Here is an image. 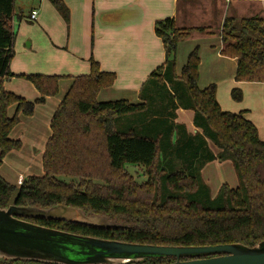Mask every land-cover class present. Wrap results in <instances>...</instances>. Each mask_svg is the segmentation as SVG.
I'll return each instance as SVG.
<instances>
[{
  "label": "trees",
  "instance_id": "1",
  "mask_svg": "<svg viewBox=\"0 0 264 264\" xmlns=\"http://www.w3.org/2000/svg\"><path fill=\"white\" fill-rule=\"evenodd\" d=\"M48 1L67 20L62 1ZM13 17L14 0H0V166L8 153L21 148L19 140L10 139L19 117H31L36 105L58 93L59 80L64 79L10 73ZM154 32L163 44L165 62L141 87L140 103L97 101V95L113 85L115 75L101 72L91 62L89 74L72 78L51 118V136L41 160L43 176L27 177L18 187L0 176V209L10 205L39 209L63 205L86 215L97 214L119 227L25 221L106 241L167 247H254L264 241V142L243 113L221 110L214 85L199 89L197 48L189 53L179 77L175 75L178 42L194 32L205 34L206 28L179 29L175 20L166 19L155 23ZM219 37L221 56L236 61L234 81L264 84V18L227 17ZM14 77L29 82L39 97L29 102L5 91L3 83ZM166 83L174 84V91ZM230 94L234 102L242 100L239 89ZM179 107L193 113L195 134L175 122ZM10 108H14L12 116L8 115ZM142 113L152 118L142 131L145 136L131 129H116V118L126 121ZM209 145L216 149V155ZM212 161L231 162L237 179L236 188L222 185L213 198L201 177L203 167ZM127 164L142 169L145 182L136 181L125 170ZM192 194H202L207 205L191 199ZM171 260L146 259L138 264Z\"/></svg>",
  "mask_w": 264,
  "mask_h": 264
},
{
  "label": "crops",
  "instance_id": "2",
  "mask_svg": "<svg viewBox=\"0 0 264 264\" xmlns=\"http://www.w3.org/2000/svg\"><path fill=\"white\" fill-rule=\"evenodd\" d=\"M30 1L31 7L26 16L22 14L21 9H19V16H16L14 11L12 25L14 31L15 23H17V32L14 39V57L9 65L10 73L15 76L36 74L58 76L64 79L59 80L58 93L53 97L46 98L43 106H35L31 117H19L20 122L11 131L10 139L19 140L21 146L23 142L20 138L21 129L26 127L29 130L30 123L37 118L41 109L46 110L41 120L45 121L46 127L50 130L51 118L71 86L72 78L89 74L91 62L96 63L101 72L115 75L113 85L101 91L97 101L126 100L132 104L140 103L141 87L147 82L149 76L165 62L163 44L154 32L156 22L173 19L177 28L188 29L185 28L186 19L189 18L186 16L194 8L201 6H208L214 12L216 11L217 19L220 18V26L218 25L220 29L223 20L227 17L233 16L240 19L237 9H235L236 0H61L68 11L67 20L62 18L48 0ZM244 1L255 3L254 16L258 15L264 18V0ZM15 3L16 0H14V7ZM32 11L37 12L35 21L29 20ZM16 17L17 20L14 22ZM32 22L35 24L33 25ZM25 25H29L31 29L35 27L36 30L43 33V40H32L31 33L28 31L30 28ZM210 29L206 28L205 35L213 33L210 32ZM26 41L27 47L25 46ZM219 44V53L216 52V58L223 57L220 54L223 48L221 39ZM29 56H32L34 60L29 61ZM62 82L66 85L64 84L61 90ZM212 82L211 79L207 81V87L213 85ZM247 84L264 88V84L261 83ZM3 88L29 102H33L39 97V93L29 82L16 77L5 81ZM256 109L258 110L257 116L245 110L243 117L253 123L259 139L264 142V134L255 119L259 118L264 121L263 96L258 98ZM13 114L14 108H10L8 115L12 116ZM175 114L177 124L184 125L188 133H196L191 111L178 109ZM137 116L139 115L134 117ZM122 120L124 121V119ZM140 120L147 129L152 118L147 119V116L142 113ZM49 133V136L41 144L42 155L51 136V131ZM37 140H33L32 144H35ZM209 150L216 155L215 148L209 145ZM17 152L8 153L3 159L4 163L13 157L20 159L18 154L14 155ZM227 163L212 161L201 170L202 180L209 187L212 198L215 197L218 188L222 185H227L229 188L237 186V180L235 181L232 177L226 180L218 175L219 171L227 167ZM2 166H0V170L3 168ZM19 177L23 178L22 175L18 176L16 187L19 186ZM4 180L6 181V179Z\"/></svg>",
  "mask_w": 264,
  "mask_h": 264
},
{
  "label": "water",
  "instance_id": "3",
  "mask_svg": "<svg viewBox=\"0 0 264 264\" xmlns=\"http://www.w3.org/2000/svg\"><path fill=\"white\" fill-rule=\"evenodd\" d=\"M49 220L116 229L101 216L58 205L47 209L10 205L0 209V260L42 264H138L146 259H175L170 264H264V241L254 247L225 244L167 247L87 238L31 224Z\"/></svg>",
  "mask_w": 264,
  "mask_h": 264
},
{
  "label": "rangeland",
  "instance_id": "4",
  "mask_svg": "<svg viewBox=\"0 0 264 264\" xmlns=\"http://www.w3.org/2000/svg\"><path fill=\"white\" fill-rule=\"evenodd\" d=\"M30 2H31L30 0L27 1L16 0L14 7L16 16L20 15L19 9H21L22 14L26 16L29 8L31 7ZM254 4L255 3L244 0H236L235 9H237L238 17L240 18L254 17V11H253ZM187 17L189 18L188 20L186 19L185 28L188 29L195 27H201L207 29L211 28L210 32L213 33L205 35L204 33L194 32L187 39H183L178 42L175 53V70H176L175 75L179 77L180 71L182 67L185 65L189 53L192 52L195 48H197L198 58H199V75H200L199 85H198L199 89L202 90L205 89L207 87L206 84L207 81L211 79L213 81L212 82L213 85L216 88V98L219 102V106L222 111L229 112L232 114H238V113H244V111L247 110L251 112L254 116H257L258 110L256 109V104L260 96L264 97V88L254 87L252 84H247V83L244 84V82H240L239 84H236L234 81V77L236 73L235 61L227 57L216 58V52H218V47L220 45L219 44L220 39L218 37L220 32V27H219L220 18L217 19L216 11L214 12L213 9H211L208 6L206 7L201 6L194 8L191 12H189L186 18ZM16 20L17 17L14 20V22H16ZM32 24L34 25L35 23L32 22ZM15 25L16 26L14 28V39H15V34L17 32V23H15ZM25 26H27V28H30L28 29V31L29 33H31L30 37L32 40L38 41L43 38L44 34L36 30L35 27L34 29H31L29 25H25ZM25 46L27 47V41L25 42ZM31 59L34 60L32 56H29V61H32ZM17 79H21V78H17ZM64 84L66 85V83L63 82L60 84L61 90L63 89ZM167 87L168 88L170 87V89L172 88L173 90L171 89V91H174V84H171V86L167 84ZM234 88H238L242 92V100L240 102H234L231 99L230 93ZM98 95H97V99H98ZM43 105L44 104L42 103L36 106H43ZM178 109L181 108L179 107ZM45 113L46 110L41 109L37 118L32 123H30L29 130L26 127L21 129L20 138H22L23 141L21 146L22 148L17 153L14 154V155L18 154L20 159L13 157L8 161L6 160L5 163L4 160L1 163V166L3 163L4 166H2L3 168L0 170V175L4 179H6L7 182L15 186L17 185L16 179L18 178L19 175L23 176V178L19 177V180H21V182L30 176H34V177L43 176L42 167H41V155H42L41 144L46 140V138L50 134L49 133L50 130L49 128L46 127L45 121L41 120V117L45 115ZM134 118H129L126 121H123L120 118H116L114 120V125L119 132L127 131L131 129L135 131L137 135L145 136L146 134H144L142 131L143 129L145 130L146 128L142 127V121L140 120V115ZM255 119L259 125V128L261 129L262 134H264V121L260 120L259 118H255ZM151 126H155V124H152ZM166 128H167L166 126L165 128L162 127V130L165 132ZM146 131L148 132V130ZM36 139H38L36 143L32 144V141ZM173 139H176V137H173ZM163 142H164V138H162V143ZM230 163L228 162L227 167L219 171L218 175L226 180L232 177V179H235L236 181L237 179L232 164ZM176 164L180 165V162H178L177 160ZM125 170L130 175H132L134 179L139 183L145 182L146 176H143L142 169L127 164L125 165ZM74 185H77V181H75ZM201 195L202 194L199 195L192 194L189 197L196 201L200 199L203 205H207L206 200ZM82 212L84 213V211ZM92 215H97V214H89V215L85 214L86 217H90Z\"/></svg>",
  "mask_w": 264,
  "mask_h": 264
},
{
  "label": "flooded vegetation",
  "instance_id": "5",
  "mask_svg": "<svg viewBox=\"0 0 264 264\" xmlns=\"http://www.w3.org/2000/svg\"><path fill=\"white\" fill-rule=\"evenodd\" d=\"M175 262V259L171 260L170 262H163V264H170ZM0 264H42L39 262H24V261H3L0 260Z\"/></svg>",
  "mask_w": 264,
  "mask_h": 264
},
{
  "label": "built area",
  "instance_id": "6",
  "mask_svg": "<svg viewBox=\"0 0 264 264\" xmlns=\"http://www.w3.org/2000/svg\"><path fill=\"white\" fill-rule=\"evenodd\" d=\"M37 19V12L32 11L29 17L30 21H35ZM22 184L21 180L18 181V185L20 186Z\"/></svg>",
  "mask_w": 264,
  "mask_h": 264
}]
</instances>
